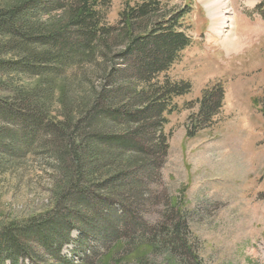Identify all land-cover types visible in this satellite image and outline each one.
<instances>
[{
    "label": "trees",
    "instance_id": "1",
    "mask_svg": "<svg viewBox=\"0 0 264 264\" xmlns=\"http://www.w3.org/2000/svg\"><path fill=\"white\" fill-rule=\"evenodd\" d=\"M109 6L110 0H20L0 9V87L14 92L0 99V163L41 143L63 174L51 212L0 231V264L33 258V246L57 264H73L61 255L71 231L80 236L76 254L85 253L89 238L107 249L149 247L136 264H202L186 215L167 197L159 221L144 219L156 204L149 184L167 156L165 115L191 90L165 75L191 44L183 29L188 7L125 3L110 25ZM257 10L264 19V1ZM81 65L90 67L96 85L71 121L54 122L48 115L56 83ZM23 78L38 83L25 90L18 86ZM223 102L221 83L203 89L187 137L213 126ZM255 102L264 116V97Z\"/></svg>",
    "mask_w": 264,
    "mask_h": 264
},
{
    "label": "rangeland",
    "instance_id": "2",
    "mask_svg": "<svg viewBox=\"0 0 264 264\" xmlns=\"http://www.w3.org/2000/svg\"><path fill=\"white\" fill-rule=\"evenodd\" d=\"M18 1L0 0V9ZM139 1L110 0L107 22L114 25L125 3ZM159 1L188 7L183 29L191 44L165 75L189 82L191 90L176 98V110L165 115L167 156L159 178L149 184L156 204L144 219L159 221L165 209L160 202L167 197L175 211L186 215L189 239L202 264H264V116L255 102L264 97V19L257 10L264 0H226L225 30L212 27L205 0ZM92 82L89 66L66 72L56 83L48 118L71 121L81 97L87 98L91 84L96 85ZM37 83L38 78H23L18 86L31 90ZM214 83L224 89L221 111L213 126L189 138L187 119L197 112L203 89ZM13 94L0 87V99L10 100ZM43 147L34 143L24 157L0 163V231L28 224L54 208L63 174ZM69 236L61 255L73 264H136L150 252L146 246L133 249L122 243L107 249L88 238L85 253L76 254L80 236L77 231ZM31 249L33 258L17 264H57L42 248Z\"/></svg>",
    "mask_w": 264,
    "mask_h": 264
},
{
    "label": "bare ground",
    "instance_id": "3",
    "mask_svg": "<svg viewBox=\"0 0 264 264\" xmlns=\"http://www.w3.org/2000/svg\"><path fill=\"white\" fill-rule=\"evenodd\" d=\"M208 3V4H207ZM205 4L211 14V25L214 28L225 30L228 28V17L226 15V0H205Z\"/></svg>",
    "mask_w": 264,
    "mask_h": 264
}]
</instances>
